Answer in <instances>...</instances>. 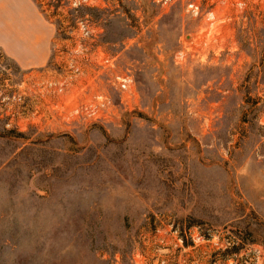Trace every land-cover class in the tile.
<instances>
[{"label": "rangeland", "instance_id": "1", "mask_svg": "<svg viewBox=\"0 0 264 264\" xmlns=\"http://www.w3.org/2000/svg\"><path fill=\"white\" fill-rule=\"evenodd\" d=\"M7 19L51 55L0 45V264H264V0H0ZM98 95L101 118L74 112Z\"/></svg>", "mask_w": 264, "mask_h": 264}, {"label": "crops", "instance_id": "2", "mask_svg": "<svg viewBox=\"0 0 264 264\" xmlns=\"http://www.w3.org/2000/svg\"><path fill=\"white\" fill-rule=\"evenodd\" d=\"M5 22L6 26L3 25V29L0 30V45L4 52L25 69L45 66L49 62L51 55L50 42L48 41L49 38L45 36L43 37V40H39L42 41L39 49L33 50L30 53H20L21 51L16 49L17 33L15 32V29L10 26L8 19L5 20ZM12 23H14V19L12 20Z\"/></svg>", "mask_w": 264, "mask_h": 264}, {"label": "built area", "instance_id": "3", "mask_svg": "<svg viewBox=\"0 0 264 264\" xmlns=\"http://www.w3.org/2000/svg\"><path fill=\"white\" fill-rule=\"evenodd\" d=\"M168 0H165V2H167ZM189 9L194 12L195 14L199 13V6L196 3H191L189 5ZM80 29L83 31V33L86 36H90V29L89 27L86 25V23L81 22L80 24ZM107 62L110 63V58L106 59ZM77 71L78 68H76ZM117 81H118V85L121 89L123 90H128L130 88L133 87V83H134V79L133 76L131 74H125V75H120L117 77ZM52 85V83H51ZM64 87V84H61L58 89L62 90ZM108 106V101L106 99V97H104V95H98L96 96V99H94V101H91L89 103H87L86 105H82V106H78L74 109V112L79 114L81 113L83 110L87 112V114L92 118V119H99L102 116V113L106 110Z\"/></svg>", "mask_w": 264, "mask_h": 264}]
</instances>
